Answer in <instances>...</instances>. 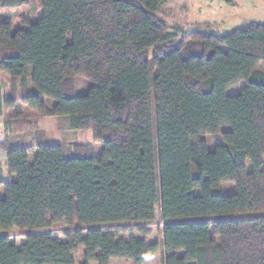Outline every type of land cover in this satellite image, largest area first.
<instances>
[{
	"label": "trees",
	"instance_id": "16d2710c",
	"mask_svg": "<svg viewBox=\"0 0 264 264\" xmlns=\"http://www.w3.org/2000/svg\"><path fill=\"white\" fill-rule=\"evenodd\" d=\"M166 2L42 0L27 27L0 21V72L21 81V104L103 146L96 157L90 144L2 139L0 232L61 227L64 240L0 237V264H76L81 249L80 264H144L160 250L143 229L156 207L163 264H264V21L185 33L161 18ZM4 106L0 87V117ZM207 135L220 139L212 151ZM228 182L232 193H213Z\"/></svg>",
	"mask_w": 264,
	"mask_h": 264
},
{
	"label": "rangeland",
	"instance_id": "374dc122",
	"mask_svg": "<svg viewBox=\"0 0 264 264\" xmlns=\"http://www.w3.org/2000/svg\"><path fill=\"white\" fill-rule=\"evenodd\" d=\"M213 4L219 3V10H217L216 20L219 22H211L203 18L198 19L190 9H188L180 0H167L166 5L163 7L161 18L165 19L167 24L174 30H182L185 33L193 32L197 30H213L218 34L228 32L236 27H239L248 22L264 21V0H232V3H228L224 0L210 1ZM43 13L42 0H28L26 6L15 9H3L1 7L0 0V21H7L11 23L13 30L27 27L30 23L39 20ZM221 20V21H220ZM179 36L178 42L181 40ZM152 52H150L151 57ZM259 71H263L262 65L257 68ZM71 85L72 88L78 94H84L87 91L88 84L84 79H76ZM245 83L242 82L236 87H233L228 91L229 95L238 94L244 87ZM0 87L2 89V97L5 103L3 115L0 117V142L2 139L9 138L10 140L18 141V137L25 136L24 142L32 146L37 145V142L43 135L44 140L49 143H61L67 146L74 144H90L94 148V155L98 157L101 153L103 146L101 144H95L93 136L90 131H72L69 128L68 120L66 118H44L37 115L36 112L23 106L20 102L23 87L20 80H13L8 75L0 72ZM30 85L27 87L29 90ZM10 105L8 102L11 101ZM54 101H51L52 104ZM12 120V124L7 128L6 122ZM229 127H223L220 132H226ZM22 138V137H21ZM205 139L208 143L209 149L212 151L215 146L219 144L220 139L217 136L207 135ZM4 155L0 150V162L2 163L5 173H7L6 164L4 161ZM13 180L16 178L13 176ZM6 180L8 177L6 175ZM235 190V184L232 182L221 185L218 189H215L213 193L227 195ZM193 194L198 195V191H193ZM4 198L3 188H0V199ZM165 222L160 218L159 207H156V218L153 222L143 225V229L148 232L145 236L147 242H157L160 245L159 252L148 259L144 264H163L166 253L164 252L162 241V230ZM114 231L119 234V237L128 239L130 234H133L137 238H141V234L137 231L138 227L134 225H117L114 226ZM122 232H121V230ZM126 231H130L126 233ZM64 229L61 227H54L44 229L38 232H29L24 230L13 229L7 232H0V237H7L10 240H14L19 244L25 242L26 237L30 233H47L61 240H64ZM84 253V249L80 250V253L75 256L76 264H80V258ZM183 255L182 252L178 253ZM111 264H132L129 261L116 259Z\"/></svg>",
	"mask_w": 264,
	"mask_h": 264
},
{
	"label": "crops",
	"instance_id": "0c3cea01",
	"mask_svg": "<svg viewBox=\"0 0 264 264\" xmlns=\"http://www.w3.org/2000/svg\"><path fill=\"white\" fill-rule=\"evenodd\" d=\"M221 1V0H218ZM228 3H232V0H224ZM180 2H183L185 6L192 11L196 15V17L200 20L205 18L208 23L217 22V25H219V22L216 20V12L219 10V3L213 4V2H207L206 0H180ZM221 21V20H220ZM4 155V161L6 159V155L2 152ZM113 261V260H112ZM111 261V262H112ZM111 264V263H110Z\"/></svg>",
	"mask_w": 264,
	"mask_h": 264
},
{
	"label": "built area",
	"instance_id": "2783aa9c",
	"mask_svg": "<svg viewBox=\"0 0 264 264\" xmlns=\"http://www.w3.org/2000/svg\"><path fill=\"white\" fill-rule=\"evenodd\" d=\"M207 2H210V1H215V0H206Z\"/></svg>",
	"mask_w": 264,
	"mask_h": 264
}]
</instances>
